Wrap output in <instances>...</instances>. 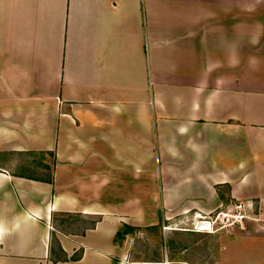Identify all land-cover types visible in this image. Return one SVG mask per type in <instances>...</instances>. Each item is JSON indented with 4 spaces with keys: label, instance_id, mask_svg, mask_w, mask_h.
I'll return each mask as SVG.
<instances>
[{
    "label": "crops",
    "instance_id": "1",
    "mask_svg": "<svg viewBox=\"0 0 264 264\" xmlns=\"http://www.w3.org/2000/svg\"><path fill=\"white\" fill-rule=\"evenodd\" d=\"M219 208L212 264H264V0H0V264H201L169 233Z\"/></svg>",
    "mask_w": 264,
    "mask_h": 264
},
{
    "label": "rangeland",
    "instance_id": "2",
    "mask_svg": "<svg viewBox=\"0 0 264 264\" xmlns=\"http://www.w3.org/2000/svg\"><path fill=\"white\" fill-rule=\"evenodd\" d=\"M45 157L46 155L38 152L24 154L23 158L28 161L27 164L30 166L27 172L43 177L51 172V167L48 168L46 166ZM46 158L51 159V157ZM221 209L219 208L218 210ZM94 218L95 216L59 213L56 215L55 223L64 232H82L91 226ZM140 228L133 230L132 233L134 234H132L129 244L135 246L133 249L138 255H143L147 252L151 257L160 259L164 252L163 246H165L161 224L146 227L148 231L146 230L145 233L138 232L141 230ZM226 228L223 227L214 232L173 230L168 237V240H171L170 256L177 259L188 257L201 264H212L220 247V236L225 232ZM118 240L122 241L123 237ZM54 245L58 249L57 243L54 242Z\"/></svg>",
    "mask_w": 264,
    "mask_h": 264
},
{
    "label": "built area",
    "instance_id": "3",
    "mask_svg": "<svg viewBox=\"0 0 264 264\" xmlns=\"http://www.w3.org/2000/svg\"><path fill=\"white\" fill-rule=\"evenodd\" d=\"M232 216L233 215L227 209H221L217 212L199 215L193 219L186 220L184 225L178 227L189 231L214 232L232 224L234 222V220H231ZM169 227L170 225L163 224V229Z\"/></svg>",
    "mask_w": 264,
    "mask_h": 264
},
{
    "label": "trees",
    "instance_id": "4",
    "mask_svg": "<svg viewBox=\"0 0 264 264\" xmlns=\"http://www.w3.org/2000/svg\"><path fill=\"white\" fill-rule=\"evenodd\" d=\"M46 166H47L48 168H50V166H49L48 164H46ZM33 177H37V178H41V179L43 178V176H33ZM46 178H47V180L52 181V179H53V177H52V173L49 172V173L46 175ZM63 213H64V214H67V215H74V214H78V215H80L79 213H72V212H63ZM55 218H56V215L54 216V219H55ZM98 219H99L98 217L94 218V219L92 220V224H91V226H89V227H93V226L95 225V223L98 221ZM89 227H87V228H89ZM87 228H86V229H87ZM131 229H133V227H132L131 225L126 224V225H125V228L123 229V231L121 230V231H119V232L117 233V235H116L117 239L123 237V236H124V233H126L127 231H129V230H131ZM84 231H85V230H83V232H84ZM53 237H55V238H54L55 240L52 239V241H51V247H50L52 258H53V259H64V258H65V255H64L63 252L60 253V250H61V251H63V250H62V248H61V245H60L59 242H58V239H57L56 235H54ZM54 242L57 243V245H58V247H59V250L55 248ZM77 255H78V254H77ZM77 257H78V256H77Z\"/></svg>",
    "mask_w": 264,
    "mask_h": 264
}]
</instances>
